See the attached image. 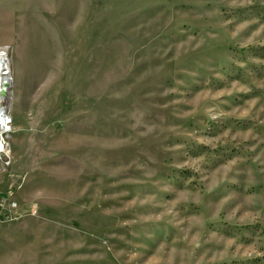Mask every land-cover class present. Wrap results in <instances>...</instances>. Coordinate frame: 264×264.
<instances>
[{"label": "rangeland", "instance_id": "obj_1", "mask_svg": "<svg viewBox=\"0 0 264 264\" xmlns=\"http://www.w3.org/2000/svg\"><path fill=\"white\" fill-rule=\"evenodd\" d=\"M0 59V264H264V0H0Z\"/></svg>", "mask_w": 264, "mask_h": 264}, {"label": "bare ground", "instance_id": "obj_2", "mask_svg": "<svg viewBox=\"0 0 264 264\" xmlns=\"http://www.w3.org/2000/svg\"><path fill=\"white\" fill-rule=\"evenodd\" d=\"M0 61H1V59H0ZM0 65H1V62H0ZM2 72H3V69L0 66V106H1V102L4 100V97L6 96V88H8L9 84H10L9 79H6V78L3 79ZM2 85H3V87L5 89L2 91V95H1V90H2L1 86ZM0 121H1L0 127L3 129L4 128V124H5V119H4L3 113L1 112V107H0Z\"/></svg>", "mask_w": 264, "mask_h": 264}, {"label": "crops", "instance_id": "obj_3", "mask_svg": "<svg viewBox=\"0 0 264 264\" xmlns=\"http://www.w3.org/2000/svg\"><path fill=\"white\" fill-rule=\"evenodd\" d=\"M0 231L2 232V230H0ZM0 244H2L1 241H0Z\"/></svg>", "mask_w": 264, "mask_h": 264}]
</instances>
